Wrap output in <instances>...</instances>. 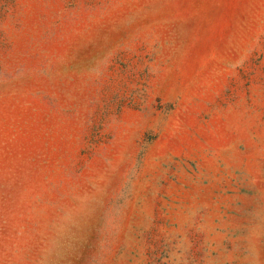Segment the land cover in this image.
<instances>
[{
  "label": "rangeland",
  "instance_id": "1",
  "mask_svg": "<svg viewBox=\"0 0 264 264\" xmlns=\"http://www.w3.org/2000/svg\"><path fill=\"white\" fill-rule=\"evenodd\" d=\"M0 264H264V0H0Z\"/></svg>",
  "mask_w": 264,
  "mask_h": 264
}]
</instances>
